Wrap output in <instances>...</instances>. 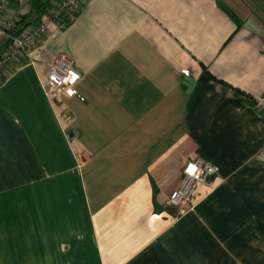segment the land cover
Listing matches in <instances>:
<instances>
[{"label": "crops", "instance_id": "1", "mask_svg": "<svg viewBox=\"0 0 264 264\" xmlns=\"http://www.w3.org/2000/svg\"><path fill=\"white\" fill-rule=\"evenodd\" d=\"M61 53L84 100L44 88ZM263 93L264 0H85L0 71V264H264ZM195 155L219 172L179 215Z\"/></svg>", "mask_w": 264, "mask_h": 264}, {"label": "built area", "instance_id": "2", "mask_svg": "<svg viewBox=\"0 0 264 264\" xmlns=\"http://www.w3.org/2000/svg\"><path fill=\"white\" fill-rule=\"evenodd\" d=\"M84 1L57 0L46 10L39 23L19 26L21 14L17 11H7L8 0H0V33L7 35L11 40L7 53L0 56V71L20 56L30 55L33 48L47 35L52 23L61 26L71 23L82 10ZM3 12L5 18L2 20ZM81 79L82 74L75 68L73 59L67 53H61L48 64L44 88L49 96L79 97L84 100L85 97L78 90ZM255 105L264 115V93L255 98ZM218 172L219 166L202 156L195 155L188 159L183 167L179 185L169 196L168 205L177 209L179 215L194 209L198 203V186L202 184L212 189L215 185L214 176Z\"/></svg>", "mask_w": 264, "mask_h": 264}, {"label": "trees", "instance_id": "3", "mask_svg": "<svg viewBox=\"0 0 264 264\" xmlns=\"http://www.w3.org/2000/svg\"><path fill=\"white\" fill-rule=\"evenodd\" d=\"M23 25H25V24H24V19H23V17H22V20H21L20 26H23Z\"/></svg>", "mask_w": 264, "mask_h": 264}]
</instances>
